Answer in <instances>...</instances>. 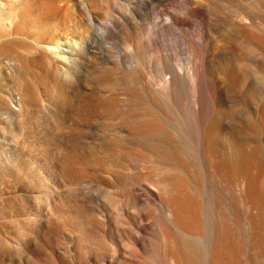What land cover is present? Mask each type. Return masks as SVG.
Listing matches in <instances>:
<instances>
[{
  "label": "bare ground",
  "instance_id": "6f19581e",
  "mask_svg": "<svg viewBox=\"0 0 264 264\" xmlns=\"http://www.w3.org/2000/svg\"><path fill=\"white\" fill-rule=\"evenodd\" d=\"M118 1L1 0L0 264H264V11Z\"/></svg>",
  "mask_w": 264,
  "mask_h": 264
},
{
  "label": "rangeland",
  "instance_id": "374dc122",
  "mask_svg": "<svg viewBox=\"0 0 264 264\" xmlns=\"http://www.w3.org/2000/svg\"><path fill=\"white\" fill-rule=\"evenodd\" d=\"M118 1V0H117ZM170 1H172V0H170ZM177 1V2H176ZM173 0V6L174 7H176V9H178V8H182V6L184 5L183 4V0L181 1H179V0ZM179 1V2H178ZM248 1H251V3L253 2V0H247V2ZM257 1L258 0H255V2H256V4H258V10L259 11H264V6H262V4L264 5V0H260V1H258V3H257ZM262 1V2H261ZM121 2V3H120ZM182 3L181 5L179 4V3ZM245 2H246V0H245ZM246 2V3H247ZM254 2V3H255ZM261 2V3H260ZM71 3H72V1H71ZM117 2L115 1L113 4L115 5V8L113 7L114 5L113 4H111V5H109V7H104L105 8V10H104V8L102 9V10H100V14H101V17L103 18V19H105V17L106 18H111L114 22H116V24H117V28H130L132 25H134V23H133V21L130 19V15H131V17H132V14L131 13H133V12H131V13H129L130 12V10L127 8V6L125 5V3H123L122 1H118V3L117 4H119V5H117L116 4ZM175 3H176V5H175ZM250 2H248L247 4H251ZM260 3V4H259ZM0 5H2V3H1V0H0ZM254 4L252 3L250 6H253ZM118 6V7H117ZM179 6V7H178ZM112 7V8H111ZM178 7V8H177ZM108 8V10H107V12H108V14H106L105 12H106V9ZM118 8H120V9H118ZM261 8V9H260ZM263 8V9H262ZM115 9V10H114ZM103 10H104V12H103ZM155 10L154 9H152V8H150L149 9V13H148V18H147V25L146 26H148V27H146V28H144V30L143 31H141L140 32V34H138V36L136 37L135 35H133V39H134V36H135V39H137L139 42L141 41V43H145L146 42V40H148V39H145L144 40V35H147L146 34V32H147V29H149L150 28V26L152 25V23H153V21H152V19H154L155 18V14H156V12H154ZM105 13L106 15H103V14ZM155 13V14H154ZM116 14V15H115ZM122 14V15H121ZM150 14H151V16L152 15H154V16H152V17H154V18H152L151 16H150ZM112 15H114L113 17H112ZM149 17L151 18V19H149ZM117 18H119V19H117ZM128 18V20L127 21H125L126 19ZM81 19V18H80ZM130 19V20H129ZM120 21V23H119V21ZM7 21V20H6ZM123 21L124 22H126L127 24L129 23L130 25H131V22H132V25L130 26L129 24L127 25L126 23H124V24H122L123 23ZM7 22H9V21H7ZM125 24H126V26H125ZM150 26H149V25ZM2 25H1V23H0V27H1ZM146 29V30H145ZM158 29L156 28L154 31L155 32H153L152 33V35H151V37L153 36H155V38L157 37V38H159L158 36H160V34H161V31L159 32V31H157ZM144 32V33H143ZM157 32H158V34H157ZM141 34H143V37H140V35ZM166 34H168V33H166ZM168 36H169V34H168ZM146 37V36H145ZM151 37H150V41H151ZM117 40V39H116ZM129 42V44H131V42H133V41H128ZM174 41H170V44L172 43V44H174V47L176 48H174V47H172L173 45H170V44H167V45H170V48H172V50H170V48H168V50H167V47H169V46H166V44L164 45V44H161L159 47H157V46H151V50H148V52L147 53H151V55H150V53L148 54V55H146V53L143 55V57L144 58H142V61L144 62H141V63H143L142 64V66L141 67H143L144 68V71H146V74L148 75V78L150 79V81H151V83H153V82H155V83H153V84H156V85H158V84H161L162 83V81L160 80V79H163V74H162V71L161 70H159L158 68V65H156L157 63V59H156V57L154 58V56L152 55V52L153 51H155V49L154 48H156V52H154L153 54L155 55H158L159 53H161L160 55H158V56H165L166 54L168 55L169 53V56L170 57H168V58H171V57H174L173 59H175V60H179L180 58H181V55H184V56H182L183 58H181L182 60L183 59H185V57H186V55H185V53H187V52H185L186 50L184 49V50H182V48L184 47L182 44V42H179V44H178V42L176 41V42H174ZM151 43H152V41H151ZM180 45V46H178V45ZM176 45V46H175ZM181 45H182V47H181ZM166 50V51H164V49ZM161 50V51H163V52H159L158 51V54H157V50H159V49ZM179 48V49H178ZM177 50L179 51L178 53H177ZM181 50H182V52H181ZM185 53H184V52ZM178 54V57H176L177 56V54ZM181 53V54H180ZM130 55L131 53H127V55ZM126 55V56H127ZM155 55V56H156ZM171 55H176V56H171ZM151 56V57H150ZM180 56V57H179ZM145 57H146V59H145ZM158 58V57H157ZM172 59V58H171ZM180 59V60H181ZM98 59H93L91 62L90 61H86L85 63L87 64L88 62H90V63H92L93 61V63L92 64H90V63H88L87 64V66L88 67H86V65H84L85 63H83V67H85L84 69H83V67H82V70H81V75H80V77H82L81 79H84V80H89V81H94V80H97L98 78H99V75H100V78H101V75L103 76V75H105L104 73H105V69H104V66H103V61H101L100 59V61L98 60ZM147 60H148V62H147ZM156 60V61H155ZM155 61V62H154ZM100 62V63H99ZM98 63V64H97ZM89 64H90V66H89ZM95 64V65H94ZM100 64V65H99ZM145 64H146V66H145ZM103 67V69L104 70H102L101 68ZM158 67V68H157ZM143 68H142V70H143ZM86 70V71H85ZM83 73V74H82ZM97 73V74H96ZM107 75V74H106ZM107 76H109V75H107ZM111 76H113L114 78H115V74H113V75H111ZM116 76L118 77V75L116 74ZM84 77V78H83ZM162 77V78H161ZM97 78V79H96ZM38 118H39V116H38ZM66 122H68L69 123V121H67V120H65ZM65 123V122H64ZM67 123V124H68ZM36 124H38L36 121H35V125ZM46 124L47 123H44V127H46ZM68 125H70V124H68ZM68 125H66V126H64L62 129H61V131H62V134H59L60 135V137L61 136H63L62 138H59L58 136L59 135H54L55 137V141H56V139H57V141H60V139H61V141L60 142H58V143H64L65 142V140L66 139H64V137H65V133H66V130L68 129L67 127H68ZM51 126V124L49 125V127ZM67 128V129H64V128ZM70 127V126H69ZM41 128V127H40ZM60 131V132H61ZM64 132V133H63ZM56 136L58 137V138H56ZM63 141V142H62ZM66 143V142H65ZM35 151L36 152H34V153H32V157H29L30 158V160L33 162V163H40L41 162V159H40V156H39V154L37 153V149H35ZM37 154V155H36ZM35 155V156H34ZM28 158V157H27ZM34 158V160H32ZM144 197V196H143ZM43 202V199H39V203L41 204ZM1 222H5L4 220H0V223ZM14 228V227H13Z\"/></svg>",
  "mask_w": 264,
  "mask_h": 264
}]
</instances>
